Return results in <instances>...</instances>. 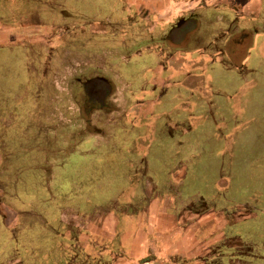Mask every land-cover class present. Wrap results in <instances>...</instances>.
<instances>
[{"label":"rangeland","instance_id":"1","mask_svg":"<svg viewBox=\"0 0 264 264\" xmlns=\"http://www.w3.org/2000/svg\"><path fill=\"white\" fill-rule=\"evenodd\" d=\"M106 1L115 2L0 0V264H126L124 258L128 264H171L184 251L161 254L163 243L152 237L155 250L133 255L128 241L102 232L98 216L112 214L117 200L123 205L132 185L145 199L163 198L174 177L181 179L182 199L179 206L161 204L160 211L176 212L182 230L198 226L193 216L206 212L202 227L211 228L210 244L199 242L194 260L264 264V59L250 52L246 67L243 61L264 41V19L234 28L218 11L223 8L202 6L179 32L166 35L165 42L176 45L181 33L186 49L222 61L206 74L209 104L191 107L193 132L204 135L168 136L189 128L190 106L175 111H181L176 120L186 118L180 125H163L162 116L159 126L144 119L150 108L141 103L139 77L120 65L128 64L119 57L131 47L85 45L93 22L114 15L102 10L89 17ZM76 6L89 9L78 13ZM260 13L264 18V0ZM94 74L109 76L113 88L104 80L79 87L83 75ZM84 198L95 205L76 217L84 212ZM192 235L196 240L200 232Z\"/></svg>","mask_w":264,"mask_h":264},{"label":"crops","instance_id":"2","mask_svg":"<svg viewBox=\"0 0 264 264\" xmlns=\"http://www.w3.org/2000/svg\"><path fill=\"white\" fill-rule=\"evenodd\" d=\"M182 3H184L183 7H181ZM262 5L263 0H115L114 3H110L109 1L107 4L100 6V8L108 9L109 13H111V10H114V12L116 11L115 19L113 21L109 20L107 23L100 21L93 23L95 26L93 30L94 34L92 33L91 36L84 38L87 43L85 45L99 49H105L104 47L106 46L113 49H125L135 40H149L148 44L145 46L140 47L132 53H126L119 57H125V60L128 61V64L125 61H121L120 65L124 66L122 68L127 70V74H129V70L132 67L138 66L139 73L135 76L139 77L140 87L136 86V88L131 91L135 93V90L139 87L138 90L141 91L142 96L141 103L149 105L150 112L148 111V114L143 115V117H145L144 119L158 120L159 117L162 116L165 121L167 120L166 122L170 121V126L180 125L182 121L186 120L185 117L178 120L175 119L181 112L180 111L178 114L175 113L177 109H180V106L186 104L190 106V113L186 116L188 118L187 121H190L195 120L191 119V111L194 110L193 108H195V106L197 110H200L202 106L206 107V105L209 104L207 102V98L209 99V97L205 90L208 89L210 83L206 81V74L207 71L212 72V70H214L213 67H217L215 61L218 63L222 61L218 57L216 59L210 58L208 54L207 57L205 52L202 51L203 49L195 53L186 49V37L184 39L181 33L179 35L183 38L178 41L179 43L176 45H170L165 41L164 43L156 41L160 37H166L174 24L194 15V9L196 7L214 6L223 8V10L218 11H222L225 16L222 17L235 28V24L238 22L250 24V22H254V18L255 20L257 18L261 20L264 19L261 18L260 15ZM81 8H83V6ZM141 9L148 10L146 17L140 12ZM261 23H263L264 26V22ZM116 29H121L122 32L117 35L116 33H113L115 35H109ZM256 45L257 47L255 48ZM255 46L251 51H248V55L246 54L247 56L243 60L245 62V67L250 52L264 59V41L257 42ZM176 50H179V52L183 54L181 55L180 53L174 52ZM237 50L238 48L236 51ZM190 51L192 53H190ZM233 51H235V49ZM197 57L206 58L204 62H198ZM133 59H135V61H133ZM262 61L263 60H259V66ZM200 75L204 76V80L199 81V84H189L191 83L189 80L195 79ZM196 93L200 96L192 95ZM201 94H204V96L201 97ZM131 101L133 102V100ZM192 106L194 107L191 108ZM174 113L176 115L170 119V115L172 114L173 116ZM200 118H202V116H200ZM128 129L130 130V128H126V130ZM180 131L181 129L177 128L176 130L174 129L171 134L172 136L176 133L187 136L197 134V136L200 137L204 135L200 134V132H193V127L185 129L182 132ZM135 132H141V130L136 129ZM205 142L206 141H204V143ZM195 149L196 147H192V151ZM180 180L181 179L177 180L175 177L174 179H169V182L165 183L169 189H166L167 194H164L165 196L161 199L148 197L145 199L143 193H137L132 185L128 192H125L123 195L124 197L121 198V200H125L123 205L119 206L117 200V202L113 204L114 210L112 214L110 211L103 215L99 214L98 221L100 223L102 222L101 225L105 227L101 228L102 232H108L106 236L114 232L119 239H122V242L126 243L128 241V247L130 246L129 248L132 250V253H134L133 255H142L144 249L155 250L156 247L153 244V240H157L163 243L164 248L161 254H168V252L171 253L172 251H184L182 258H176L171 264H206V262H203L201 259H193L194 252L198 250L199 242L210 244L208 236L211 232V228L202 227V221L206 216V212L193 216L198 226H195V224H188L182 230L180 222L176 219V217H178L176 212L170 213L160 211L161 204L164 206H179V202L182 198L180 190H178L176 186L178 183L180 185ZM174 181L177 183H174ZM149 184L152 188H156V182H148L147 186ZM137 194H139V196ZM82 204L85 213L81 212V214H79L75 212L76 217H86L85 208L88 209L90 205L94 206L95 202L84 198ZM213 214H217L216 216L218 217H225L226 215L216 211H214ZM77 220H79V218H77ZM182 231L188 234L184 235ZM176 232L180 233V236H178ZM194 232L197 234L200 232L196 240L192 235ZM161 236H163L162 239ZM152 237L153 240L150 239ZM122 261L126 264L129 263L126 258Z\"/></svg>","mask_w":264,"mask_h":264},{"label":"flooded vegetation","instance_id":"3","mask_svg":"<svg viewBox=\"0 0 264 264\" xmlns=\"http://www.w3.org/2000/svg\"><path fill=\"white\" fill-rule=\"evenodd\" d=\"M102 10L104 11V13H109V10L108 9H105V8H102ZM101 9L100 10H98V13H103V11H102ZM113 11V13H114V15H116V11L114 12V10H111V12ZM140 12L142 13V15H144V17H146V14H148V10H140ZM98 15V14H97ZM88 17V16H87ZM82 20H84V19H82ZM99 22V21H98ZM101 22V21H100ZM93 23H95V22H93ZM182 23H184V20H180L179 21V23H176V24H174L173 26H172V28H171V30H170V32H169V36H171V34H174V33H177V32H179L178 30H177V28L178 27H180V25L182 24ZM87 27H89L88 25H87ZM97 28H98V26H97ZM93 29H95V26L93 25ZM92 33L94 34V32L92 31ZM92 33H89L87 36L89 37V36H91L92 35ZM80 35H82L81 33H80ZM183 36V35H182ZM182 36H180L179 35V41L180 40H182ZM164 41H165V37H160L156 42H160V43H164ZM168 43V42H167ZM168 44H170V43H168ZM170 45H173V44H170ZM175 45V44H174ZM102 47V46H101ZM130 47H131V45H129V46H127V48H129L130 49ZM103 48V47H102ZM127 48H125V51H126V49ZM94 50H99V48H94ZM118 51H120V49H118ZM131 51V50H130ZM130 51H127V53H129ZM106 71H104L103 73H105ZM108 75V74H107ZM83 77H84V79L83 80H80L79 81V87L80 86H83V83H85V82H88L89 84L90 83H92V80H96V82L97 83H99L100 85H102V81L104 80V81H106L109 85H110V87H112L113 88V83H115V82H113V81H111L110 80V78H109V76H108V78H106V77H103V76H101V75H96V74H94V75H91V76H89V77H87V75H83ZM78 81V80H77ZM88 91H89V93H91L93 90L90 88V89H88ZM81 94H82V97H81V99H82V101H83V106H84V98H85V96H84V94H85V92H80ZM92 94V93H91ZM106 94H108V92L106 91ZM98 95H99V93H98ZM73 97V96H72ZM71 97V98H72ZM79 98V97H78ZM72 99H74V98H72ZM75 101H77V100H75ZM77 103H79V100L77 101ZM82 106V105H81ZM83 106L82 107H79L80 109L81 108H83ZM83 110V109H82Z\"/></svg>","mask_w":264,"mask_h":264},{"label":"trees","instance_id":"4","mask_svg":"<svg viewBox=\"0 0 264 264\" xmlns=\"http://www.w3.org/2000/svg\"><path fill=\"white\" fill-rule=\"evenodd\" d=\"M79 6H76V7H74V8H72V9H74V10H76L78 13H79V10H81V9H89V7H83V8H81V7H79ZM67 8V7H66ZM91 10H93L91 13L89 12V15H91V16H89V17H97V16H99V15H97V13H98V10H100V8L99 9H97V8H93V9H91ZM102 10V9H101ZM63 11V10H62ZM65 11V10H64ZM62 13V12H61ZM100 17V16H99ZM115 15H112V17H111V19L110 20H114L115 19ZM74 19H77V20H82L83 19V17L81 18H79L78 16H77V18H74ZM122 31H121V29H116V30H113V32H111L109 35H112L113 33H116V35L117 34H120ZM113 35H115V34H113ZM99 41V40H98ZM148 42H149V40H143V39H141V40H135V41H133L132 43H131V51L129 52V53H132L133 51H135V50H137V49H139L140 47H142V46H145L146 44H148ZM105 49H108V48H111V47H109V46H106V47H104ZM100 50H102V49H99V51ZM138 74V66H135V67H132L130 70H129V74H127L128 76H130L131 78L133 77V76H135V75H137ZM136 88V87H135ZM133 90H134V88H133ZM136 91V90H135ZM175 95H176V93H175ZM194 112H197V110L196 111H194ZM155 121V120H154ZM157 121V126H159V121L158 120H156ZM160 121H162V123H163V125L165 124V119H162V120H160ZM188 126H189V128L190 127H193L191 124H190V121H188ZM195 127V126H194ZM193 127V128H194ZM164 129V131L166 132V133H168V132H170V130L169 129H167V128H163ZM157 132H159V129H157ZM172 132V131H171ZM162 133V132H161ZM166 133H162V134H164V135H167ZM175 135V134H174ZM173 135V136H174ZM168 136H172V134L171 133H168ZM184 136H186V135H181L180 134V136L179 137H184Z\"/></svg>","mask_w":264,"mask_h":264}]
</instances>
